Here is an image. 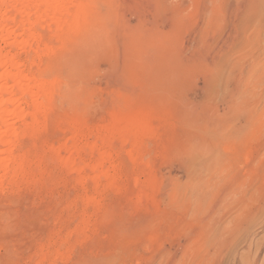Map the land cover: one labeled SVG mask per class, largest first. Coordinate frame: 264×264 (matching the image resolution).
I'll use <instances>...</instances> for the list:
<instances>
[{
    "label": "rangeland",
    "instance_id": "rangeland-1",
    "mask_svg": "<svg viewBox=\"0 0 264 264\" xmlns=\"http://www.w3.org/2000/svg\"><path fill=\"white\" fill-rule=\"evenodd\" d=\"M263 2L98 0L53 42L47 125L16 141L30 172L0 181V264H264ZM136 112L150 130L119 137Z\"/></svg>",
    "mask_w": 264,
    "mask_h": 264
},
{
    "label": "bare ground",
    "instance_id": "bare-ground-1",
    "mask_svg": "<svg viewBox=\"0 0 264 264\" xmlns=\"http://www.w3.org/2000/svg\"><path fill=\"white\" fill-rule=\"evenodd\" d=\"M97 1L98 0H0V174H1L0 181L3 179H10L12 181H15V179L18 176L25 177L30 172V170L28 169L29 167L27 166V162H28L27 156L25 154H19V153L17 154L18 148H17L16 141L20 138L21 135L26 134L29 137H34V135H36L38 132L44 130L43 129L44 126L47 125L46 123L47 115L49 114V111H52L51 107L53 103V98L55 96V89H56L57 82L56 81L51 82V80L47 79V77H49V74H47V71H44L43 69L39 68V66L37 65L38 61H41V58L44 55L46 56L47 54L48 55L52 53L54 54L55 52L54 44L55 43L53 42H56V43L59 42V44H61V48L66 47L67 45H70L71 43H74L75 38L81 34V31L87 29V27L90 26L89 19H90L92 12L95 10L94 7H96ZM46 31L50 33L49 38H46L44 35V32ZM6 48H8L9 50L6 51L7 50ZM18 50L21 53L28 52L31 55H33V56L28 57L27 63L30 65V67L37 68L36 71L34 72L32 70L29 72L25 71V68H26L25 65L27 64L26 63L24 64V61L23 63L21 61H18L19 59H17V53L15 52ZM22 104L26 105L27 108L25 107L23 108ZM68 118L70 119V117ZM112 118H114V116ZM115 119L114 120L117 122V125L118 123L119 124L121 123V125L122 123H124L126 127L125 129L123 128V130L120 129L121 130V132L119 131L120 133L117 132L118 130L116 129L113 131L115 133L116 132L119 133L120 135L119 137H122L123 136L122 132L127 129H135L137 130V132L139 131L138 133L141 134L142 129L143 130L147 129L148 128L147 125L150 124L148 123L147 125L146 124L144 125V123L146 122L144 121L145 116H143L140 112L138 113L136 112L131 115L121 114L120 117H116ZM114 120H112L114 122L113 125H115ZM18 121L19 122L21 121V123H23V129L21 130L15 127V124ZM68 122L67 123L69 124L71 130L76 133L74 136H77V134L79 135V131L80 129H82V126H83L82 120L79 117L75 116V117H72ZM106 125H105V129L109 126V125L108 126ZM118 126L115 125L114 127L119 128ZM86 127L83 126V128H86ZM45 129H47V127H45ZM108 129L109 128H107V130ZM125 132H129V131H125ZM85 133L82 134L84 137H86ZM96 136L95 138H97ZM130 138H128V140ZM108 140L110 142V139H108V136L104 135L103 137H101L100 141L101 143L106 145ZM134 147H135V143H134ZM77 149L75 148V150ZM86 150H85V153L87 152ZM92 150H95V149H92ZM133 151H135L136 154L139 152L136 150H133ZM97 153H100V152L98 151ZM5 154L7 156L3 158V155ZM135 160L136 158H134V161ZM129 161L132 162L133 160L130 159ZM38 165L39 164H37V166ZM72 165L74 166V164ZM87 166L85 168H87ZM78 182L80 183V181ZM258 190H256V192ZM262 191H264V189H262ZM261 193H264V192H261ZM261 193L259 194L261 195ZM259 194L258 196H260ZM262 196H264V194H262ZM256 198L259 199V197H256ZM262 199L263 200L259 206V209L257 210L259 217L264 216V198ZM245 200L246 199H243V201ZM249 200H252V199H249ZM256 203L258 202L256 201L255 204ZM231 204H233V202ZM231 206L228 205L229 208ZM252 206H253V203H252ZM262 223H264V221Z\"/></svg>",
    "mask_w": 264,
    "mask_h": 264
}]
</instances>
